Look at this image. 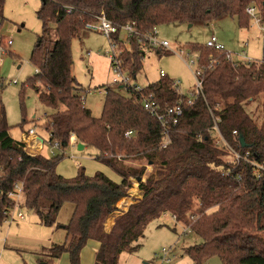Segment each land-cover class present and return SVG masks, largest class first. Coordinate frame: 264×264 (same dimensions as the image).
<instances>
[{
	"label": "trees",
	"instance_id": "obj_1",
	"mask_svg": "<svg viewBox=\"0 0 264 264\" xmlns=\"http://www.w3.org/2000/svg\"><path fill=\"white\" fill-rule=\"evenodd\" d=\"M249 4L256 5L264 23V0H41L36 11L41 32L30 54L38 72L22 84L18 98L23 110L26 90L31 88L40 103L52 110L42 126L62 152L55 156L28 153L21 141L11 137L3 109L0 117V224L5 208L12 204L8 193L17 183L22 184L19 205L32 210L44 226H59L56 217L62 205H74L63 226L67 240L52 244L40 263L50 264L65 252L70 264H80L81 249L94 239L99 242L94 264H117L121 252L135 250L133 243L146 225L168 212L176 217V224L189 226L201 238L184 250L193 264H203L212 256L221 264H264V236L259 234L264 231V173L256 177L249 162L224 159L230 150L211 135L215 119L233 150L247 153L248 160H264V122L259 124L245 109L250 100L264 95V29L262 57L250 63L233 65L223 50L191 46L199 55L197 64L204 66L202 92L184 105L183 115L168 130L170 142L164 148L158 146L160 122L143 108L138 94L127 90L123 95L106 88L101 114L94 117L82 101L71 70V41L101 10L114 23L133 22L146 29L166 23H209L220 17L235 18L240 28H246L251 19L245 12ZM3 5L0 0V13ZM142 55L133 42L123 53L124 65L137 72ZM172 82L162 76L148 84L145 92H153L163 106L173 104L178 95ZM23 116L21 125L26 122ZM128 130L134 133L126 137ZM71 134L77 143L95 148L96 158L120 181L99 171L87 175L83 168L71 178L56 173ZM118 153L157 164L159 169L156 176L139 183L142 197L116 216L111 230L105 232L106 215L111 218L116 213V202L131 186L128 178L140 180L144 174L143 166L117 160ZM195 203L199 206L193 209Z\"/></svg>",
	"mask_w": 264,
	"mask_h": 264
},
{
	"label": "rangeland",
	"instance_id": "obj_2",
	"mask_svg": "<svg viewBox=\"0 0 264 264\" xmlns=\"http://www.w3.org/2000/svg\"><path fill=\"white\" fill-rule=\"evenodd\" d=\"M40 3L41 0H4L2 9L4 23L2 18L1 24L3 25L0 27V34L5 40L10 39L12 43L6 46L7 52L3 51L0 46V113L3 109L9 133L16 140L20 141L23 133L29 127H34L36 133L45 141L42 154L49 156V146L46 143L47 132L42 125L45 115L51 113L52 110L40 103L37 93L31 88L26 90L23 110L18 98L22 84L35 73L30 54L41 32V23L36 17ZM189 25L187 23H166L156 27L159 37L166 39L170 43L171 50L176 53L170 50L144 52L141 68L136 73L138 82L157 81L160 78V70H163L172 81H179V88L185 95L188 91H195L193 73L197 71L195 55L198 53L192 50L191 46H205L211 32L226 41L222 46L224 50L231 52L234 60H239L237 54L242 51L252 60L258 61L262 57L264 23L256 24L250 19L248 27L240 28L235 18L227 17L216 23L212 22V25L204 22H195L192 27ZM108 49V40L99 32L83 29L71 41L72 74L78 82V92L83 96L85 106L90 109L94 117H99L101 114L106 88L116 89L123 95L128 93L111 83L113 77L111 64L105 54ZM14 80L17 83H13ZM38 84L37 81L36 85ZM245 109L252 118L262 124L264 122V95L260 94L250 100L246 103ZM22 115L26 122L21 125ZM211 135L215 142H218L214 130H211ZM64 152V157L55 168L56 173L64 177L71 178L83 168L87 175H93L99 171L113 181L119 182L121 179L112 169L96 158L98 152L91 146L86 145L78 150L77 145L69 144ZM104 155H107V152ZM115 157L125 165L143 166L144 174L140 180L134 177L128 178L131 186L121 198L125 197L127 199L124 200L130 199L131 201L125 207L117 206L121 198L116 202L113 208L116 213L111 218L107 214L103 222L105 232H109L113 227L117 211H126L130 204L142 197L143 192L139 189V183H145L149 175L156 176L159 169L157 164L148 163L141 158L123 156L122 153L115 154ZM224 159L231 160L232 156L226 155ZM195 204L193 209L199 206ZM73 207L72 203L65 202L57 214L56 223L66 224ZM22 212L25 221L38 220L32 210L22 208ZM8 224L7 222L0 224V232L2 231L3 235ZM53 229L56 230L52 234L54 235L52 239L55 240L56 234L60 233L61 229L55 226ZM259 234L264 236V231ZM20 236L21 232L18 234L9 232L3 236L4 238H0V264H41L38 259L47 257V249L54 243L53 240L47 238L33 245L30 241V234L23 232L22 236L27 238ZM200 242L201 238L198 235L187 231L184 224L179 222L176 224L170 213L166 212L146 225L143 235L133 243L136 246L135 250L121 252L117 264H166L161 262L160 258L155 257L160 254L159 251L163 247L167 249L168 264H193L184 250L189 245ZM203 264H221V262L217 256H212L205 259Z\"/></svg>",
	"mask_w": 264,
	"mask_h": 264
},
{
	"label": "built area",
	"instance_id": "obj_3",
	"mask_svg": "<svg viewBox=\"0 0 264 264\" xmlns=\"http://www.w3.org/2000/svg\"><path fill=\"white\" fill-rule=\"evenodd\" d=\"M245 12L249 15L251 20L254 23L260 24L261 17L259 15L258 8L255 4H249ZM2 16L0 13V27L2 26ZM84 30H88L90 32H99L101 33L109 43V49L105 52L107 58L110 61L111 69L113 77L111 78V83L117 86L124 91H131L138 94L141 98V102L143 108L147 110V112L156 117V119L160 122L162 127V134L161 139L158 142V146L160 148H164L170 142L168 130L171 126L175 125L180 117L183 115L184 105L187 103L189 104L191 100L197 96V94L202 92L201 89V79L200 75L203 72L204 66L197 64V71L193 73L195 78L196 90L195 91H188L187 95L181 92L179 86V81L172 82V89L177 93L178 98L173 104H165L164 106L159 103L155 94L153 92H145L146 88L148 87V83H140L138 82L136 72H131L127 66L124 65L123 60V53L126 50H130L131 45L135 42L142 51L150 52L153 50H171L170 43L163 38L158 36V31L156 27L151 29H146L143 26H136L133 22L126 23V24H117L110 20L103 10L93 16V19L90 21L85 22L83 25ZM12 41L10 39L5 40L3 36L0 34V46L1 49L6 51V46L11 45ZM206 47H210L215 50H223L225 52V59L228 62H231L233 65L244 62L250 63L253 60L248 58L246 53L242 51L241 53L237 54L239 60L232 59V54L229 51L224 50L221 43L217 41V38L214 34L210 36V38L205 42ZM176 53V51H174ZM196 63L199 55H195ZM211 57V55H209ZM192 63V61H190ZM38 72V69L35 68V73ZM160 76H165V73L161 70ZM13 83H17L16 80ZM127 91V92H129ZM106 93V89H105ZM82 101L84 102V98L82 96ZM1 117V113H0ZM217 135L216 143H220L221 145H225L230 150V156L232 155L233 159H243L252 166L253 173L256 177H260L264 173V160L262 162H258L255 160H248L247 153L240 154L238 151L233 150L223 139L219 130L217 128L215 119H214V126L213 129ZM236 131H233L235 133ZM134 132L132 130H128L125 132V136L129 137ZM21 142L23 143V149L26 150L30 154H36V152H30V148L37 145L39 154L43 151L44 144L43 139L39 138L36 135V131L34 127H29L26 132L23 133ZM48 150L49 156H55L58 153L62 152L58 141L51 142L47 137ZM69 144L77 145L76 137L74 134H71L69 137ZM232 152V153H231ZM22 193V184L17 183L14 185L13 191L8 193V196L12 198L13 204L5 208V217L3 219V223H11L15 220L22 219L24 214L22 212V207L19 205L18 200H20ZM173 220L176 222V217L171 215ZM191 220L194 219L193 215L189 217ZM178 224V223H177ZM187 231H190L189 226H185ZM159 255L157 254L155 257L160 258L161 262L168 264L169 258L166 257L167 249L162 248L159 251Z\"/></svg>",
	"mask_w": 264,
	"mask_h": 264
},
{
	"label": "crops",
	"instance_id": "obj_4",
	"mask_svg": "<svg viewBox=\"0 0 264 264\" xmlns=\"http://www.w3.org/2000/svg\"><path fill=\"white\" fill-rule=\"evenodd\" d=\"M1 14H2L3 23H4L3 12ZM225 18H227V17H220L218 19H215V20L209 22L208 24H211L212 25V22L213 23H216V22H218L220 20H223ZM3 23H2V25H3ZM194 23L190 24L189 27L190 26L192 27ZM212 34H214V33L211 32V35ZM211 35H209V36H211ZM158 36H159V34H158ZM209 38L207 37V40ZM216 38H217V41L219 43H221L222 45L226 42L223 38H221L219 36L218 37L216 36ZM159 50L164 51L162 49H159ZM166 51H168V50H166ZM142 52L144 54V51H142ZM159 76H160V74H159ZM165 76H168V75L165 73ZM154 82H156V81H154ZM154 82H150V83H154ZM150 83H148V84H150ZM36 135L39 138H42L43 139V144L45 146L44 138L42 136H40L38 133H36ZM46 142H47V137H46ZM84 147L85 146H83V148ZM30 151L31 152H37L35 150L33 151L32 149ZM127 202H130V199ZM125 209L126 208H124V210ZM124 212L121 211V210L117 211V216L120 215V214H122V213H124ZM24 219L25 218L23 217L22 219L15 220V221L9 223L8 226H7V228H6V232L4 233V235H3V232L2 231L0 232L1 233L0 234V238H2L3 236H6L9 232H17V234L19 232H21V236L20 237L21 238H27V237L22 236L23 232H26L27 235L30 234V236H31L30 237V241L32 242L33 245H37L39 242H42V241L46 240L47 238L48 239H51V241L53 240V242L54 243H57V244H61V243L65 242L67 240V238H66V231L63 228V226L65 225V223L64 224L63 223H59V226L58 225L57 226L56 225H53V226H44V225H42L39 222V219L38 220H33L32 219V220H29V222L28 221H25ZM54 226L55 227H58V229H61V232L58 233V234H56V239L55 240L52 239L53 236H54L52 234L56 231V230H54L55 228L53 229ZM109 229H110V227H109ZM106 231H107V229H106ZM54 243H52V244H54ZM98 249H99V242L96 241V240H94V239H88L87 242L85 243V245L83 246V248L80 251V264H94L95 263V256H96V253H97ZM40 259L41 258H39L38 261ZM41 264H44V263H41ZM50 264H70L68 253H65V252L62 253L58 258L53 259L50 262Z\"/></svg>",
	"mask_w": 264,
	"mask_h": 264
},
{
	"label": "bare ground",
	"instance_id": "obj_5",
	"mask_svg": "<svg viewBox=\"0 0 264 264\" xmlns=\"http://www.w3.org/2000/svg\"><path fill=\"white\" fill-rule=\"evenodd\" d=\"M35 150V151H38V146L37 145H35V146H33V147H31L30 148V150ZM31 152V151H30ZM137 193H138V191H137ZM125 199H127V198H125ZM128 200H122L119 204H118V207H125V205H127L129 202H127ZM131 201V200H130Z\"/></svg>",
	"mask_w": 264,
	"mask_h": 264
},
{
	"label": "water",
	"instance_id": "obj_6",
	"mask_svg": "<svg viewBox=\"0 0 264 264\" xmlns=\"http://www.w3.org/2000/svg\"><path fill=\"white\" fill-rule=\"evenodd\" d=\"M38 40H39V39H38ZM239 141H240V143H241L242 146L245 145V144H244V140H243V138H242L241 136L239 137ZM77 149H78V150L83 149V144H82V143H77ZM0 194H1V191H0Z\"/></svg>",
	"mask_w": 264,
	"mask_h": 264
}]
</instances>
